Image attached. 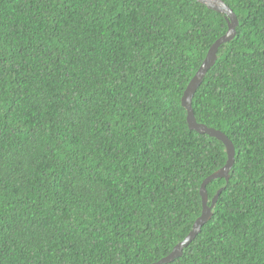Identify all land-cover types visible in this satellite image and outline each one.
I'll return each instance as SVG.
<instances>
[{
  "label": "trees",
  "instance_id": "obj_1",
  "mask_svg": "<svg viewBox=\"0 0 264 264\" xmlns=\"http://www.w3.org/2000/svg\"><path fill=\"white\" fill-rule=\"evenodd\" d=\"M223 1L236 33L191 105L234 162L164 264H264V0ZM226 30L196 0H0V264H151L184 239L226 152L181 96Z\"/></svg>",
  "mask_w": 264,
  "mask_h": 264
},
{
  "label": "water",
  "instance_id": "obj_2",
  "mask_svg": "<svg viewBox=\"0 0 264 264\" xmlns=\"http://www.w3.org/2000/svg\"><path fill=\"white\" fill-rule=\"evenodd\" d=\"M197 2L205 5L207 8L212 9L216 12H219L224 15V18L227 22V30L224 34L218 37L208 48L204 59L199 65L198 69L188 81L186 87L183 90L181 96V105L186 110V121L189 129H193L198 133H205L209 136L215 137L220 140L226 152V161L223 166L209 174L205 177L199 186V195L201 198V213L194 220L192 228L189 233L184 237L183 240L177 242L172 250L166 255L158 259L156 262L151 264H164L171 262L176 257H179L183 253L184 247H186L196 236L197 233L201 230L202 225L208 221L212 215L213 207L215 206L216 200L224 188L220 187L211 199H209L207 194L206 185L215 178H224L227 182L229 179V172L234 162V145L232 141L227 137L225 133L221 130L209 127L206 124L196 120L193 113L191 101L194 92L198 86L202 83L208 69L213 66L217 59V52L221 44L231 40L236 33V26L238 24L237 17L233 10L223 1V0H196ZM210 203L208 204V202Z\"/></svg>",
  "mask_w": 264,
  "mask_h": 264
}]
</instances>
